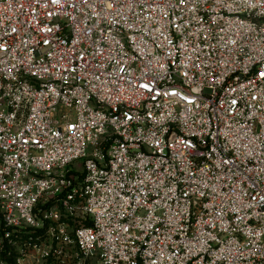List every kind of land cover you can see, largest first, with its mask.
I'll list each match as a JSON object with an SVG mask.
<instances>
[{"label": "built area", "instance_id": "2783aa9c", "mask_svg": "<svg viewBox=\"0 0 264 264\" xmlns=\"http://www.w3.org/2000/svg\"><path fill=\"white\" fill-rule=\"evenodd\" d=\"M0 264H264V0H0Z\"/></svg>", "mask_w": 264, "mask_h": 264}, {"label": "rangeland", "instance_id": "374dc122", "mask_svg": "<svg viewBox=\"0 0 264 264\" xmlns=\"http://www.w3.org/2000/svg\"><path fill=\"white\" fill-rule=\"evenodd\" d=\"M78 166V165H77Z\"/></svg>", "mask_w": 264, "mask_h": 264}]
</instances>
